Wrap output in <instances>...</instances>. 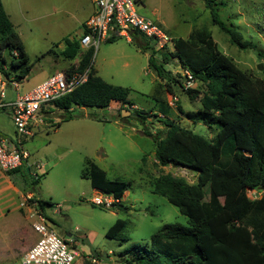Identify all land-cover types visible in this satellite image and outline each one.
Segmentation results:
<instances>
[{"label":"rangeland","instance_id":"obj_1","mask_svg":"<svg viewBox=\"0 0 264 264\" xmlns=\"http://www.w3.org/2000/svg\"><path fill=\"white\" fill-rule=\"evenodd\" d=\"M221 1L226 4L216 6L219 18L233 23L241 34V40L255 47L251 45L242 49L233 44L229 34L213 23L211 10L204 0H142L137 9L141 15L159 23L173 38L187 37L194 28L210 30L219 48L239 67L254 76H263L264 66L262 70L258 66L264 64V0ZM2 4L33 65L28 77L18 80V91L24 94L61 71L54 61L60 57L66 38L79 39L82 35V24L94 10V4L92 0H2ZM161 52L167 53V49ZM148 56L125 37H120L114 43L101 42L92 59L93 69L105 80L131 90L129 98L137 106L120 105L117 114H123L124 120L133 123L116 125L108 122L115 116L106 108L74 106L65 110L53 104L48 108L45 124L32 138L22 142L30 152V160L43 165L37 182L27 185L20 173H7L19 188L33 192L35 200L52 203L43 204L42 209L37 203L36 208L42 213L44 211L60 236L75 241L79 256L73 264L77 261L79 264H94L93 259L99 264H123L126 256L121 254L122 250L133 244H148L151 236L164 224L189 225V218L178 206L152 192L151 182L161 172H171L193 182L196 180L195 172L182 166L160 168L153 165V138L138 136L132 126L140 132L161 134L166 126L160 119L166 116L208 139H212L218 129L217 125L210 127L202 122L193 123L179 112L178 105L185 110H196L199 96L190 98L185 85L184 88L180 86L179 81L185 83V79L176 61L171 58L166 65L175 81L174 96L167 95L163 82L150 69ZM156 57L162 59L161 54ZM71 64L68 63L63 72L68 71ZM0 79L6 83V97L2 100H15V87L1 75ZM201 87L202 83L195 80L190 88ZM166 99L169 106L160 101ZM136 110L143 111V122L137 119ZM155 113L158 116H154ZM0 134L14 142L20 138L9 109L1 106V96ZM89 160L104 169L109 178H122L131 183L122 204L127 209L120 206L108 209L91 202L97 191L84 176ZM262 194L248 191L250 197ZM9 203L10 211L6 208L0 211L3 212L0 215V235L4 232L3 227L17 223L29 227L31 224L19 209L18 194L13 193ZM118 219L126 221L125 239L122 240L106 236L108 228Z\"/></svg>","mask_w":264,"mask_h":264},{"label":"trees","instance_id":"obj_2","mask_svg":"<svg viewBox=\"0 0 264 264\" xmlns=\"http://www.w3.org/2000/svg\"><path fill=\"white\" fill-rule=\"evenodd\" d=\"M204 1L213 23L229 34L233 44L242 49L252 45L241 40L233 23L219 18L216 6L225 5L224 1ZM130 37L133 44L149 54L148 65L163 82L167 95L175 96V81L166 68L171 58L180 68L193 73L202 87L185 90L192 99L199 96V107L185 110L178 105V110L189 121L217 125L218 130L208 139L165 116L160 119L166 126L163 133L145 131L153 138L157 166H182L196 174V180L189 182L185 177L161 172L151 182L152 192L178 206L189 218V225L164 224L148 244H133L122 250L126 256L123 264H264V69L260 77L239 67L207 29L194 28L187 37H174L173 51L167 48V53L136 29L130 31ZM119 38L112 36L107 41ZM94 51L81 48L77 38L65 39L62 56L68 60L79 58L66 74L89 69V75L85 83L54 100L55 107L107 108L113 100L121 105L135 104L129 98L128 87L109 83L96 74L92 65ZM158 54L162 59H157ZM32 67L25 45L0 0V75L8 83L18 82L28 77ZM179 82L184 88V82ZM160 101L169 106L167 99ZM142 113L135 111L143 122ZM13 172L20 173L27 185L37 182L27 166L8 173ZM84 176L93 188L118 198L131 185L122 178H109L104 169L90 160ZM249 190L263 194L250 197ZM36 201L41 209L45 203L52 204ZM118 206L128 208L122 203ZM125 227L126 221L118 219L106 236L125 239Z\"/></svg>","mask_w":264,"mask_h":264},{"label":"built area","instance_id":"obj_3","mask_svg":"<svg viewBox=\"0 0 264 264\" xmlns=\"http://www.w3.org/2000/svg\"><path fill=\"white\" fill-rule=\"evenodd\" d=\"M139 1L92 0L94 10L83 22V32L79 37L81 48L97 50L101 42L109 37L129 38L130 31L136 29L157 49L168 48L173 51V37L155 20L138 12ZM88 71L89 69H86L83 72H73L69 75L59 71L24 94L18 91L19 83L12 81L9 84L15 87L16 98L7 102L2 100L6 97V83L0 79L1 106L10 109L15 130L20 137L14 142L0 134V170L8 173L27 166L31 169V175L34 178L39 177V171L43 165L38 161L30 160V152L22 146L23 139L32 138L36 130L45 124V117L49 114L48 108L53 105L54 100L70 93L87 81ZM181 74L185 77V87L190 88L196 80L193 73L181 68ZM30 201L33 203L30 204ZM91 202L110 209L118 206L121 199L112 193L97 190ZM24 206L32 207L29 217L37 233V239L14 264H73L79 256L75 241L65 239L57 233L45 214L36 208L37 201L32 193H28L21 202V207ZM92 261L97 262L95 259Z\"/></svg>","mask_w":264,"mask_h":264},{"label":"crops","instance_id":"obj_4","mask_svg":"<svg viewBox=\"0 0 264 264\" xmlns=\"http://www.w3.org/2000/svg\"><path fill=\"white\" fill-rule=\"evenodd\" d=\"M140 1H142V0H140ZM92 12H91V14H92ZM126 39L131 44H133L131 37L126 38ZM117 40H119V39H117ZM117 40L110 42V43H114ZM133 45L139 51L143 52L137 45H135V44H133ZM63 49H64V47L61 48V51ZM143 53H146V55H149L147 52H143ZM148 58H149V56H148ZM78 60H79L78 57L73 59V60L65 59L61 54L60 57L56 58L54 63H55V66L57 67V69H61V71H63V69L66 67V65L68 63H76V62H78ZM93 68H94V66H93ZM95 72L97 75H99L96 70H95ZM100 77H102V76H100ZM105 81H107V80H105ZM120 105L121 104L119 101L113 100V101H111L109 106L106 108V109L110 110L113 113V115L115 116V118L108 120V122L114 123L116 125H121L122 123H124V124L133 123V121H131V120H129V121L124 120L122 118L123 114H120V116L117 114V111H118ZM134 105L137 106L136 104H134ZM9 112H10V109H9ZM10 114H11V112H10ZM135 129L136 128L134 126H132V130L135 133H137L138 136L140 135V136L150 137V136L146 135L143 131L140 132V129H136V130ZM153 143H154V141H153ZM154 147H155V144H154ZM152 163H153V165H157L156 159H155V150H154ZM158 167L161 168V167H165V166H158ZM93 189L97 191V189H95V188H93ZM13 193L19 195V198H20L19 209L23 210L25 215L30 219L31 224L29 227H26L23 225H19L17 223L16 225L2 228V230H4V232L2 233V235H0V264H14V263L18 262L21 259V257L24 255V253L36 242V239H37V233L34 231V229L32 227V220L29 217V212H30L32 207L31 206L21 207V202L24 200L25 196L28 193H32L33 195H34V193L31 191L25 190L24 188H19V186L14 182L12 177L7 174V172L0 170V206H2V208L0 207V211H3V209H5V208L10 211L9 205L12 202L11 203H9V202L12 199ZM126 194H127V191L124 193L123 197L120 198L121 199L120 203L123 204ZM36 199H38V198H36ZM1 213H3V212H0V215H1ZM43 213H44V211H43ZM79 262L80 261H77L76 264H79ZM94 264H99V263L97 261Z\"/></svg>","mask_w":264,"mask_h":264},{"label":"water","instance_id":"obj_5","mask_svg":"<svg viewBox=\"0 0 264 264\" xmlns=\"http://www.w3.org/2000/svg\"><path fill=\"white\" fill-rule=\"evenodd\" d=\"M258 69L262 70V69H263V65H262V64H259ZM125 111H126L127 113H131L130 110L125 109ZM132 114L134 115V113H132Z\"/></svg>","mask_w":264,"mask_h":264}]
</instances>
